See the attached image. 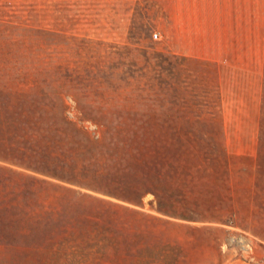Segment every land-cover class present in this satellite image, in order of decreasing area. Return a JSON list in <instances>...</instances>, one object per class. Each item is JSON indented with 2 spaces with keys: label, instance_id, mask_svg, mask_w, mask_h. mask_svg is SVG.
Returning a JSON list of instances; mask_svg holds the SVG:
<instances>
[{
  "label": "rangeland",
  "instance_id": "obj_1",
  "mask_svg": "<svg viewBox=\"0 0 264 264\" xmlns=\"http://www.w3.org/2000/svg\"><path fill=\"white\" fill-rule=\"evenodd\" d=\"M0 137V264H264V0H0Z\"/></svg>",
  "mask_w": 264,
  "mask_h": 264
},
{
  "label": "trees",
  "instance_id": "obj_2",
  "mask_svg": "<svg viewBox=\"0 0 264 264\" xmlns=\"http://www.w3.org/2000/svg\"><path fill=\"white\" fill-rule=\"evenodd\" d=\"M23 155H25V151L22 147L9 144L6 138L0 137V171H4L7 174L11 173L18 178L30 177L32 180H38L36 177H27L20 170L22 168H27L37 171V168L34 166H25L24 164L15 161L16 158H21ZM43 182L58 188L59 190H63L72 196H77L79 200L99 202L109 206L121 207L134 214L138 212L111 200H107L102 196L115 198L120 201L129 202L135 205H142L143 200L148 194H153L155 196L157 195L153 190H148L144 186L127 181L125 177H122L120 174H115L111 171H95L84 182H69L72 186H77L78 188H73L46 180Z\"/></svg>",
  "mask_w": 264,
  "mask_h": 264
},
{
  "label": "built area",
  "instance_id": "obj_3",
  "mask_svg": "<svg viewBox=\"0 0 264 264\" xmlns=\"http://www.w3.org/2000/svg\"><path fill=\"white\" fill-rule=\"evenodd\" d=\"M154 36L157 38V37H158V34H157V33H155V34H154Z\"/></svg>",
  "mask_w": 264,
  "mask_h": 264
},
{
  "label": "crops",
  "instance_id": "obj_4",
  "mask_svg": "<svg viewBox=\"0 0 264 264\" xmlns=\"http://www.w3.org/2000/svg\"><path fill=\"white\" fill-rule=\"evenodd\" d=\"M233 21H235L234 18H233Z\"/></svg>",
  "mask_w": 264,
  "mask_h": 264
}]
</instances>
